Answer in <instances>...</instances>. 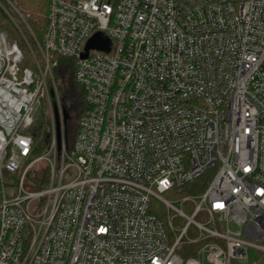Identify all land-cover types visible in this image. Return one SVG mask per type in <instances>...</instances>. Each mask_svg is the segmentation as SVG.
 <instances>
[{
    "label": "built area",
    "instance_id": "2783aa9c",
    "mask_svg": "<svg viewBox=\"0 0 264 264\" xmlns=\"http://www.w3.org/2000/svg\"><path fill=\"white\" fill-rule=\"evenodd\" d=\"M0 7L26 46L0 28V264H259L264 0H50L42 39L13 0ZM98 34L110 50L82 59ZM60 58L76 61L87 106L71 147ZM45 99L53 141L34 157ZM211 169L182 201L192 215L165 198Z\"/></svg>",
    "mask_w": 264,
    "mask_h": 264
},
{
    "label": "trees",
    "instance_id": "16d2710c",
    "mask_svg": "<svg viewBox=\"0 0 264 264\" xmlns=\"http://www.w3.org/2000/svg\"><path fill=\"white\" fill-rule=\"evenodd\" d=\"M16 1H18L20 5L24 6L26 9L30 10L33 13V15L31 14V26L37 33H40L41 30H43L44 27H46L48 24L50 0ZM0 19H4V21L10 22L1 7ZM10 31V36L16 39L17 35L15 27H12ZM23 48L25 49V47ZM27 61L28 59H26V62ZM26 62L24 64L25 66H32V64H30L29 62H27V64ZM75 71V60L64 58L58 59V65L55 69V74L56 79H61L63 83V85H59L61 103L63 109L69 115L68 119L65 122L66 141L68 147L72 146L78 131L80 119L87 110L85 93L84 90L75 81ZM66 82L69 83L70 89L65 88ZM29 134L33 137L35 143L34 157H39L46 154L53 141L52 122L48 118L44 117V114L41 113L39 119L35 121L30 128ZM204 176L196 179L193 183L186 186L182 193H192L194 195H200L204 193L209 184L208 181L203 180ZM154 212L160 215V217L164 218V216L160 212H157L156 210ZM258 262L259 264H264V256H261L258 259Z\"/></svg>",
    "mask_w": 264,
    "mask_h": 264
},
{
    "label": "rangeland",
    "instance_id": "374dc122",
    "mask_svg": "<svg viewBox=\"0 0 264 264\" xmlns=\"http://www.w3.org/2000/svg\"><path fill=\"white\" fill-rule=\"evenodd\" d=\"M13 1H14V3H16L18 5V7L20 9H22V10H24V11H26V12H28V13H30V14L33 15V13L30 10H28L24 6L20 5L18 1H16V0H13ZM17 22H19V21L17 20ZM30 25H31V23H30ZM12 27H15V26L11 22H7V21H4V19H0V28H2L3 30H5V31H7L8 33L11 34L10 29ZM31 28H32V26H31ZM45 28L46 27H44V29ZM44 29L41 30L40 33H37L33 28H32V31H33V34L38 39H42V36H43V33H44ZM15 31H16V29H15ZM16 35H17V37H16L17 41L22 45V47H24L25 45L22 44V39L20 38V36L17 33V31H16ZM27 36L30 39V36L29 35H27ZM25 48H26V46H25ZM27 59H28L27 62H29L30 64H32L29 56H28ZM57 83H58V86L59 85H63L61 79H57ZM65 88L66 89H70L69 83L66 82ZM61 106H62V103H61ZM62 108H63V106H62ZM41 113L44 114V117L48 118L52 123L56 120V117H55V107L54 106H51L50 103H49V101L47 99H45L44 101H42L40 103V105H38L37 111L35 113V121H37L39 119V116H40ZM65 113H67V112L64 110V114ZM215 173H216V170L215 169H211L203 177V180L208 181V183H209L212 180V178L214 177ZM195 196L196 195H194L192 193H182V194H179V195H174L173 193H169V194H166L165 195V198L168 199V200H170V201H173L174 203H176V205L178 207H182L185 210V212H187L189 215H192L193 214V211H194L193 210V207H192L193 206L192 202L182 203V201L184 199L188 198V197H195ZM153 206H154V209L157 212H160L164 216V218L167 220L169 214H168L167 209L161 204V202H159L158 200L155 199V200H153ZM174 215H175V213L172 214L173 217H174ZM204 219H206L204 217V215H200L199 218H198V220H200V221H202ZM185 223H186L185 221H181L179 219H176L174 221V224L178 228H182L185 225ZM189 237L191 239H196L198 237V232L196 231V229L192 228L190 230ZM193 248H194V246H193ZM192 251H193L192 248H184L183 251H180L179 250L178 251V254L181 255L184 258H189L192 255ZM256 256H257L256 252L255 251H251V257L255 258Z\"/></svg>",
    "mask_w": 264,
    "mask_h": 264
},
{
    "label": "water",
    "instance_id": "95a60500",
    "mask_svg": "<svg viewBox=\"0 0 264 264\" xmlns=\"http://www.w3.org/2000/svg\"><path fill=\"white\" fill-rule=\"evenodd\" d=\"M90 50H99V51H109L110 50V43L108 40H103L102 35L98 34L96 35L92 40H90L88 47L86 49L85 54H83L82 59H85L88 57ZM69 115L65 113V119L67 120ZM57 132L58 137H60V121L59 116L57 114Z\"/></svg>",
    "mask_w": 264,
    "mask_h": 264
}]
</instances>
